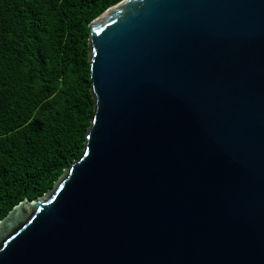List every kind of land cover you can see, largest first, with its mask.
Returning a JSON list of instances; mask_svg holds the SVG:
<instances>
[{
  "label": "water",
  "instance_id": "obj_1",
  "mask_svg": "<svg viewBox=\"0 0 264 264\" xmlns=\"http://www.w3.org/2000/svg\"><path fill=\"white\" fill-rule=\"evenodd\" d=\"M88 26L84 152L0 219V264H264V0Z\"/></svg>",
  "mask_w": 264,
  "mask_h": 264
},
{
  "label": "trees",
  "instance_id": "obj_2",
  "mask_svg": "<svg viewBox=\"0 0 264 264\" xmlns=\"http://www.w3.org/2000/svg\"><path fill=\"white\" fill-rule=\"evenodd\" d=\"M121 0H0V219L84 152L89 23Z\"/></svg>",
  "mask_w": 264,
  "mask_h": 264
}]
</instances>
